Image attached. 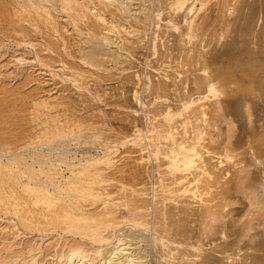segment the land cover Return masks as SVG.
Masks as SVG:
<instances>
[{
    "label": "bare ground",
    "instance_id": "6f19581e",
    "mask_svg": "<svg viewBox=\"0 0 264 264\" xmlns=\"http://www.w3.org/2000/svg\"><path fill=\"white\" fill-rule=\"evenodd\" d=\"M213 10L218 13V19L215 22L214 20L209 22L207 18ZM163 19L166 20V27L178 31L176 38H179L180 45L188 44L187 51L185 50L188 52V63L185 61L187 64L184 65L183 62L184 68L179 70L176 66L178 71L175 70L176 68L174 69L175 79L178 77L177 80L174 77L170 78L173 85H171L173 87V91H171L174 92L176 98L178 97L179 104L173 107L172 104L169 105L170 103L162 102L165 101L164 99L161 101L162 93L167 92V90H163V87L171 88L170 84L165 82L162 86L164 81L160 80L156 82L157 85H154L155 82L150 86L147 84L150 90L157 93L154 96V100H157V102L155 101L157 106L155 105L153 110L154 123L149 122L151 126H147L148 135L146 134L144 137H140V129L134 125V130L137 133L125 140L140 146L142 138L145 139L144 141L148 139L147 146L153 147V149L150 148L151 150L148 149L151 164L156 162L153 167H150L156 166L161 177L160 188L158 187L160 194L156 192L154 194L153 191L152 196L146 198L147 193L143 190L145 186H140L141 188L133 186L130 191H127L128 189L126 190L121 183V186H118L121 190L118 189L117 196L104 198L103 192L97 190L104 189L102 183L111 180L122 182L128 175L133 178L141 175L142 172H145L140 170L144 168L142 163L147 159H144L143 155L139 157L140 162L138 161L134 166H132L134 162L130 166L126 162L127 165L117 167V163L115 166L113 165L110 156L112 152L109 149L97 156L81 155L77 161L76 156L72 157L68 152H64V149H62L63 152H56L58 146H66L67 139L70 136L74 137L80 131L76 130V128H80V123L76 124L79 120L67 117L63 120L60 119L58 111L63 108V102H65H62L60 97L56 99L55 96L48 94L43 98H36V101L32 103L34 106H31L36 112L34 119L40 123L38 133L32 132L33 128L29 127L30 130L32 129L30 132L27 127L29 132L25 131V134L21 129L19 135L18 131L20 130L12 128V125L9 127L17 130L14 135L18 134V139L14 135L15 139L8 136L10 135L9 130L12 131V129L8 128L7 132V125V135L0 132V216L1 213L4 215L0 218V223L3 224L0 225L2 244H0V264H153V262L157 264H264V0H0V49L7 43L15 46L16 50L20 47L25 48L24 51L28 49L29 54H25L26 51H23L16 55L13 53L16 50L12 49L14 55L11 56L15 65L23 67L24 64L31 63L32 65L34 63V65L37 64L48 69L52 76H54L52 70L58 69L65 81L69 79L77 89L84 90V85L81 86L78 83L84 78L83 71H90L98 77L99 73L101 74L102 71L106 73L113 67L117 73L127 69L131 70L132 67L135 68L133 55L140 43L146 45L145 48L154 54L157 50L156 43H158L155 40L159 34L155 29L151 34L149 33L150 36L146 32L151 28L150 25L152 27L155 25L158 29L159 22ZM143 33L144 38H147V40L144 39L145 41H142L139 36L140 34L142 36ZM246 36H248L247 39ZM228 37L230 38V41H227L228 44H236V42L240 44L239 47L237 43L239 49L235 52L236 56L242 48L241 45H246L244 47H247L245 53L248 57L245 56V60H239L242 54L240 53V58L237 57L234 60L231 56H235L231 55L232 59L229 61H232L220 65L218 64L220 62L216 61L214 53L209 50V46L222 43V41L224 43ZM237 38L242 39L237 41ZM195 39L200 44L197 46H201L199 50L192 46L193 41L196 42ZM184 46L186 47V45ZM233 48L231 52L237 49V47ZM255 49L259 50L257 51L259 54L255 52ZM241 51L243 52V50ZM252 51L257 55L252 54ZM24 54H28L27 56L31 54V56L27 58ZM225 59L228 60L227 57ZM185 66H187L186 69ZM188 66H192V68ZM139 71L141 73V70ZM26 72L24 74L27 77L22 78V80L26 78L24 82L31 78L27 79L28 72ZM29 74L31 73L29 72ZM92 74L90 73V75ZM164 77L168 78L170 75L166 74ZM3 93H1L2 96ZM132 96L136 103L138 91L134 90ZM225 97L228 100L227 98L225 100ZM90 101L92 102V100ZM10 102L14 103L12 100ZM232 104L234 107L232 109H239L240 112L246 111L244 114L246 115L244 116L246 126L242 128V130L244 129L243 134H240L243 138L233 137L235 139L232 140V134L226 133V141L219 140L217 144L219 150L215 152L211 143L215 141L214 136L218 138L222 134L219 132L218 127L221 125L217 124V120L221 116L225 117L234 113L229 109ZM68 105H66V109H69ZM159 106L161 109L157 110L156 108ZM227 106L229 107L228 111L224 112ZM87 107L89 106L87 105ZM76 109L74 110L76 111ZM133 111L136 113V109ZM52 112L56 113L52 114ZM141 112L147 113L142 109ZM141 116L144 115L141 114ZM157 116L160 117L157 118ZM6 117L3 116L0 120L2 118V122L7 120ZM15 117L18 118V116ZM133 117L136 118L135 115ZM133 117L132 119L135 120ZM17 118H14L15 121L21 123V118L18 120ZM79 118L83 120L82 117ZM231 118L233 119V117H229L226 122L228 123L227 127L230 125L227 128L228 132L234 122V119ZM23 120L21 125L25 127L28 121L25 122L27 118H23ZM28 120L30 121V119ZM8 122L10 124L12 121ZM221 124L223 123L221 122ZM1 127L3 130L5 125ZM1 129L0 131H2ZM82 129L81 131H84L85 128ZM214 131L215 133L217 131L215 135ZM231 132L233 133L232 129ZM240 135L239 137H241ZM89 136H86L87 139L93 135ZM222 139L224 140V138ZM20 140L23 143H20ZM16 141H20V144L18 145ZM89 142L83 143L88 144ZM54 145L56 147H53ZM26 146L33 150H30L28 154L19 153V149ZM44 148L47 149L46 152L43 151ZM26 149L28 148L26 147ZM152 157L154 160L151 159ZM141 164L143 167L140 166ZM63 167L68 171L67 175L63 173ZM109 168L111 169L108 173L104 172ZM231 177L238 180L235 181V184L240 185V187L237 185L238 189L240 188V193L242 192L248 203L246 205L249 207L245 214L239 216L238 220L233 219L235 222L230 223L241 224L242 228L239 229H242V235L245 236L241 240L246 238L247 244H244L243 240L241 245L238 239V242L234 240L236 243L232 241V248H227L226 246L231 247V245L226 241L224 218L227 216L229 219L228 215L232 213L230 206L234 203L233 201L231 203L229 196L226 195L227 180ZM108 194L105 193L106 196ZM95 203H98L99 207ZM93 204L94 207L91 208ZM256 214L261 215V220L258 222L260 228L257 232V236L262 238L260 241L255 240V234L249 232L254 228L253 220L257 219ZM187 215L197 216L194 219L198 220L196 222L198 223L196 229L199 230L198 238L200 237L199 233L202 234H200V241L202 238L204 239L202 236L206 235L209 236L206 238L212 240L213 237L210 235L216 232L214 227L218 225L217 222L220 223V228L216 227L218 235L215 238L222 243L213 242V247H220L222 250L220 253H223L224 256L216 259V256L210 258L205 254L208 250H202V243L192 240L194 238L190 235L192 236L194 231L190 230V223L189 225L185 224ZM5 217L8 220H4V224L1 221ZM118 217L121 218L118 219L119 221ZM194 219L190 221L187 218L186 222L188 223L187 220H189L193 224ZM196 223L193 225L196 226ZM16 225L21 227L23 232L15 229ZM191 227L194 228L192 225ZM47 231L64 236L54 240V244L51 239L53 249L50 247L51 245L47 246L53 250V253L48 254V261L42 262V260L40 263L37 255L40 254L38 244L42 239L37 244L36 240H33L36 238L33 234L31 237L33 241L27 238L28 241L21 243L23 238L20 239L18 236L23 234L24 237L25 234L33 232L42 235L41 233ZM191 231L193 233H190ZM17 238L20 241L16 240ZM215 238L213 241L216 240ZM227 240L230 241V239ZM248 241L253 244L248 245ZM46 243L48 244V241ZM223 259L225 260L223 261Z\"/></svg>",
    "mask_w": 264,
    "mask_h": 264
},
{
    "label": "rangeland",
    "instance_id": "374dc122",
    "mask_svg": "<svg viewBox=\"0 0 264 264\" xmlns=\"http://www.w3.org/2000/svg\"><path fill=\"white\" fill-rule=\"evenodd\" d=\"M213 3H214V1H212ZM211 2V3H212ZM215 12V13H214ZM213 13V14H212ZM212 13L209 15V17L207 18L208 20H209V22L211 21L212 22V20H214V22L215 21H217V19H218V13L216 12V10H213L212 11ZM211 17V18H210ZM178 19L180 18L179 16L177 17ZM211 19V20H210ZM165 22H166V20L165 19H163V20H161L160 22H159V24L161 25V27H160V25H159V27H158V29H156L157 27L154 25L153 27H152V25H150V27L152 28H150L146 33H147V35L148 36H150V34L152 33V31H155V30H157L156 32H157V34H159L158 35V37L156 38L157 40H155V42H158V43H156L157 45H156V47H157V50H156V52L153 54V53H151V51L148 49V48H145V46L146 45H144L143 43H140V44H138V46H137V48H136V53L134 52V57L133 58H135V59H133L134 61V63H133V66H135V68L134 67H132V69L130 70V69H127L126 71H123V72H119L118 71V73H117V71L116 70H114L113 68L112 69H110V70H108L106 73L104 72V71H102L101 72V74L99 73L98 74V77H97V75L96 74H92V72H90V71H88V72H86V71H83V74H85L83 77L85 78H82V80H80L78 83H80V85L82 86V85H84L83 87V89L84 90H82V89H77L76 87H75V85H73L72 83V81H69V79L67 80L66 79V81L64 80V77H63V75H62V73H60V70L58 71V69H54V70H52V73H53V75L54 76H52L51 75V72L48 70V69H44L43 67H40V66H38L37 64H35L34 65V63H32V65H31V63H27L26 65L24 64L23 65V67H25L26 68V70H24L25 68H23V67H20V66H18V65H15V62L12 60V56L15 54H20L21 52H23L24 51V49L25 48H22V47H20L18 50H16L17 48L15 47V46H12V45H9L8 43V45L6 44V48L5 47H3V48H1L0 49V103H1V105H0V118L1 117H6V118H8L7 120H4L3 122L1 121V120H3V118L0 120V124H2V123H5V122H8L9 120L10 121H12V122H10V124H9V122L8 123H5V124H2L1 126H3V125H5V132H4V129L2 130L1 128H3V127H1L0 129L2 130V131H0L1 132V134H4L5 136L7 135V133H6V125L8 126L7 127V132H8V128L9 129H12V128H18L20 131H18V134H19V132H21V129H22V131H30L31 132V130L29 129V127L30 128H33V130H32V132H35V133H38V131L40 130V123H38V121H36V119H34V116H35V114H36V112H34L35 110H34V107H32V106H34V105H32V103H34L36 100V98H43V97H45V96H47L48 94H50L51 96H55V98L56 99H58V97H60L59 99L63 102V101H65V102H63V108H61V109H59V111H58V113H60L59 115H60V119H64L65 117H67V118H69V119H73V120H79L78 121V123L76 122V124H79V126H80V128H76V130H80L81 131V129L83 128H85L84 129V131H81V133H80V131L77 133V134H75L74 135V137L73 136H70L68 139H67V141H66V146H67V148H66V146H58L57 148L58 149H60L59 151H58V149L56 148V152H63L64 150V152H68V154L69 155H71L72 157L73 156H76L75 157V159H76V161L81 157V155L82 156H84V155H92V156H97V155H101L102 154V152L103 151H105L106 149H109V150H111V154H110V156H111V158H112V162L114 163L113 165L115 166V164L117 165V167L118 166H120V165H127V163H128V166H130L133 162V165L132 166H134V164L135 163H138V161H139V157L140 156H143L144 157V159H147L146 160V162H145V160L143 161V165H144V168H141L140 170H141V172L142 171H145V172H142L141 173V175L139 174V175H137L135 178H133L132 176H129L128 174H126V175H128L127 177H125L123 180H124V182H123V180H122V182L121 181H116V180H111V181H106V182H104V183H102V188L104 187V189H97L98 191L100 190L101 192H103L102 194H103V197L104 198H114L115 196H117L118 195V191L119 190H121V189H119V187L121 186V183L125 186V188H126V190L127 191H130L131 190V188H133V186H134V188H137L138 186H139V188H141L142 186H145V187H143L144 189L143 190H145V192L147 193V196H145L146 198H150L151 196H152V193H153V191H154V194H155V192L158 194L159 192H160V180H161V177H160V174H159V172H158V169L157 168H151V167H153V164H155L154 162H153V164H151L152 163V161L150 160V157H149V150H151L150 148L152 147V146H147V142L146 141H148V139H146V141H144L145 139L144 138H142L143 139V141L141 140L140 141V146L139 145H137V144H131L130 142H126L125 140H126V138L128 139V138H131L135 133H137L134 129H135V127H134V125H136V128H138V129H140V137H144V136H146V134L148 135V132H147V129H148V127L147 126H151V123L153 122L154 123V112H153V110H154V108L157 106L156 105V102H157V100H154V96L157 94L156 92V94L152 91V90H150V88L148 87V86H150V84H154V82H155V84L154 85H157L156 84V82H158L159 80L161 81V82H163L164 81V83H162V86L165 84V82H166V84H170V86L172 85V80L170 79V78H172V77H174V79H175V71H174V69L176 68V66L178 67V70L179 69H182V68H184V65H186L187 63H188V57H187V53L188 52H186L187 50H186V48H187V46H188V44H184V45H186V47L184 46V45H180V43H179V41H178V39L176 38V34H178V31L176 30H172V28L171 27H166L165 26ZM163 25V26H162ZM167 25V24H166ZM155 29V30H154ZM161 29V30H160ZM167 31V32H166ZM159 32V33H158ZM171 33V36H170V33ZM176 32V33H175ZM145 33V34H146ZM150 33V34H149ZM161 33V34H160ZM166 33V34H165ZM168 33V34H167ZM173 34V35H172ZM162 35V36H161ZM140 37H141V39H142V41H145L144 39L146 38H144V33H143V35L141 36V34L139 35ZM166 37V38H165ZM230 37V36H229ZM226 38L227 40L226 41H224V43H223V41H222V43H218V44H210V45H212V46H209V50L212 52V53H214L213 55H214V57H215V59H216V61L217 62H220V63H218V64H222V65H225V64H227V62H230V61H232V60H230L229 61V59H234L235 60V58H237V57H239L240 58V53H242L243 54V56L245 57H248V55H247V53H245L247 50V47L245 48L244 46H246V45H244V46H242L241 45V47L243 48H240L241 50H243V52L240 50V51H238V55L236 56V53L235 52H237V50L239 49L238 48V42H236V44H237V46H236V44H228V42L227 41H230L229 39L230 38ZM247 37L248 36H246L245 38L247 39ZM158 39H159V41H158ZM161 39V40H160ZM241 39L242 38H237V41H241ZM243 39H244V37H243ZM146 40H147V38H146ZM174 40V41H173ZM196 40V39H195ZM164 41V42H163ZM171 41V42H170ZM194 43H192L193 45V48H195V49H197V50H199L200 49V47H198L200 44H198L199 43V41H197L196 40V42L195 41H193ZM198 42V43H197ZM225 42H227L226 43V45H225ZM230 43V42H229ZM225 45V47H224V45ZM141 45V46H140ZM159 45V46H158ZM196 45V46H195ZM198 45V46H197ZM232 46V47H230V46ZM235 45V46H234ZM9 46V47H8ZM144 46V47H143ZM190 46V45H189ZM191 46V47H192ZM228 46H229V48H228ZM166 47H168V48H166ZM179 47V48H178ZM197 47V48H196ZM233 47H237V49H235L234 50V52H231V50L232 49H234ZM239 47H240V44H239ZM171 49V51H169L170 49ZM172 48H174L173 50H172ZM181 48V49H180ZM183 48H185V49H183ZM231 48V49H230ZM12 49H13V51L14 50H16V51H18V52H13L12 51ZM142 49H144V50H142ZM149 51H148V50ZM160 49V50H159ZM168 51H167V50ZM176 49H178V50H176ZM189 49V48H188ZM224 49H226V50H224ZM141 50V51H140ZM162 50V51H161ZM176 50V51H175ZM180 50V51H179ZM186 50V51H185ZM208 50V51H209ZM215 52H214V51ZM219 50V51H218ZM222 52H221V51ZM26 51V52H25ZM24 52H25V54L26 53H28V49H26ZM139 53H138V52ZM159 51V52H158ZM165 51V52H164ZM227 51V52H226ZM257 51H259L258 49H255V52H257ZM14 54H13V53ZM163 52V53H162ZM175 52V53H174ZM220 52V53H219ZM231 52V53H230ZM253 53V51H252V54H254V55H257L256 53ZM2 53V54H1ZM3 53H6V54H3ZM11 53V54H10ZM151 53V54H150ZM157 53V54H156ZM215 53H217V54H215ZM233 53V54H232ZM235 53V54H234ZM244 53H245V55H244ZM258 54H259V52H257ZM24 54V56H26L27 58L28 57H30L31 56V54L29 55V56H27V55H25ZM143 54V55H142ZM147 54H148V56H147ZM184 54V55H183ZM242 54H241V58L239 59V60H245L246 59V57L244 58L243 56H242ZM3 55V56H2ZM12 55V56H11ZM140 55V56H139ZM150 55V56H149ZM174 55V56H173ZM183 55V56H182ZM221 57H219V56ZM224 55H226V56H224ZM231 55H234L235 57H233V56H231ZM146 56V57H145ZM158 56V57H157ZM230 56L232 57V58H230ZM250 56H252V55H250ZM138 57V58H137ZM158 59H157V58ZM161 57V58H160ZM176 57V58H175ZM184 57V58H183ZM216 57H219V58H216ZM225 57H227V59L228 60H224V58ZM244 59H243V58ZM137 59V60H136ZM164 59V60H163ZM174 59V60H173ZM178 59H179V61H178ZM220 59H221V61H220ZM159 60V61H158ZM175 60H176V62H175ZM233 60V61H234ZM142 61V62H141ZM174 61V62H173ZM182 61V62H181ZM185 61H187V63L185 62ZM224 61H225V63H224ZM11 64H9V63ZM150 62V63H149ZM152 62V63H151ZM185 64H184V63ZM13 63V64H12ZM149 63V64H148ZM176 63H177V65H176ZM181 63V64H180ZM126 64V63H125ZM135 64V65H134ZM179 64V65H178ZM184 64V65H183ZM9 65V66H8ZM15 67H14V66ZM31 65V66H30ZM147 65V66H146ZM158 65V66H157ZM164 65V66H163ZM168 65V66H167ZM172 65V66H171ZM180 65H183L182 67L180 66ZM28 66H29V68H28ZM165 66H167V67H165ZM6 67V68H5ZM154 67V68H153ZM179 67H181V68H179ZM186 67L187 66H185V69H186ZM189 68L191 67L192 68V66H188ZM23 68V69H22ZM43 68V69H42ZM157 68V69H156ZM163 68H164V70H163ZM170 69V70H169ZM40 70V71H39ZM43 70V71H42ZM139 70H141V73H140V71ZM176 71H178L177 70V68L175 69ZM184 70V69H183ZM25 71H27L26 73L28 74V78L27 79H29V77H31L28 81L26 80V82H24L25 80L24 79H26V78H24L23 80H22V78L23 77H27L25 74H24V72ZM55 73H54V72ZM56 71H57V73H56ZM132 72L131 74L129 73V72ZM152 71V72H151ZM157 71V72H156ZM180 71H182V70H180ZM29 72L31 73V74H29ZM34 72V73H33ZM46 72V73H45ZM92 74V75H90V73ZM133 72H135V73H133ZM161 72V73H160ZM168 72V73H167ZM19 73V74H18ZM36 73V74H35ZM60 75H59V74ZM86 73H88L87 74V76H86ZM127 73H128V75H127ZM137 73V74H136ZM147 73V74H146ZM153 75H152V74ZM157 73V74H156ZM22 74H24V75H22ZM43 74V75H42ZM57 74V76L55 77V75ZM111 74V75H110ZM170 75V77H168V78H165L164 76L165 75ZM183 74H185V72H183ZM33 75V76H32ZM36 75V76H35ZM41 75H42V77H41ZM61 75H62V77H61ZM110 75V76H109ZM116 75V76H115ZM120 75V76H119ZM140 75V76H139ZM143 75H145V76H143ZM86 76V77H85ZM100 76V77H99ZM136 76V77H135ZM139 76V77H138ZM157 76V77H156ZM159 76V77H158ZM181 76V75H180ZM182 76H184V75H182ZM16 77V78H15ZM20 77V78H19ZM88 77V78H87ZM122 77V78H121ZM130 77V78H129ZM161 77V78H160ZM35 80H34V79ZM39 78V79H38ZM96 78V79H95ZM33 79V80H32ZM84 79V80H83ZM117 79V80H116ZM126 79H127V81H126ZM168 79V80H167ZM178 79V77L175 79V80H177ZM20 80H22V81H20ZM38 80V81H37ZM100 82H99V81ZM136 80V81H135ZM171 80V81H170ZM35 81V82H34ZM85 82V84H84V82ZM98 81V82H97ZM102 81V82H101ZM47 82V83H46ZM83 82V83H82ZM130 82V83H129ZM146 82V83H145ZM4 83V84H3ZM20 85H19V84ZM23 83V84H22ZM41 83V84H40ZM88 83V84H87ZM101 83V84H100ZM121 83V84H120ZM7 84V85H6ZM96 84V85H95ZM100 84V85H99ZM116 84V85H115ZM133 84V85H132ZM147 84H148V86H147ZM4 85V86H3ZM15 85V86H14ZM19 85V86H18ZM25 85V86H24ZM136 85V86H135ZM160 85H161V83H160ZM23 86V87H22ZM35 86H37L36 88H35ZM88 86V87H87ZM90 86V87H89ZM93 86V87H92ZM126 86V87H125ZM173 86V85H172ZM171 86V88L170 87H168V89L167 88H164L163 87V90H167V92H163L162 93V98H161V101H162V99H164L165 101H162V102H166V103H170L169 105H171V106H173V107H175L176 106V104H179L178 103V101H177V98H176V96H175V94H173L174 92H172L173 90V87ZM180 86V85H179ZM3 87V88H2ZM15 87H16V89H15ZM20 87H21V89H20ZM40 87V88H39ZM110 89H109V88ZM121 87V88H120ZM131 87H133V88H131ZM10 88V89H9ZM13 90H12V89ZM119 88V89H118ZM146 88V89H145ZM149 88V89H148ZM7 89V90H6ZM19 89V90H18ZM98 89H100V90H98ZM105 89H106V91H105ZM118 89V90H117ZM123 89V90H122ZM169 89H170V91H169ZM103 90V91H102ZM115 90V91H114ZM134 90H137L138 91V101L140 102H138V101H136V103H135V100H133V96H132V94H133V91ZM172 90V91H171ZM3 91H4V93H3ZM7 91V92H6ZM25 91H27V92H25ZM33 91H34V93H33ZM39 91V92H38ZM86 91H88V92H86ZM112 93H111V92ZM132 91V92H131ZM152 91V92H151ZM176 91H178V90H176ZM179 91H180V89H179ZM178 91V92H179ZM20 92V93H19ZM81 92V93H80ZM94 92H95V94H94ZM97 92V93H96ZM1 93H3V96H2V94ZM25 93V94H24ZM27 93V94H26ZM31 93V94H30ZM37 93V94H36ZM85 93V94H84ZM89 93V94H88ZM93 93V94H92ZM103 93V94H102ZM4 94H5V96H4ZM20 94H22V95H20ZM34 94V95H33ZM37 95V97H36V95ZM40 94V95H39ZM54 94V95H53ZM63 94V95H62ZM73 94V95H72ZM82 94V95H81ZM87 94V95H86ZM113 94V95H112ZM119 94V95H118ZM128 94H130V95H128ZM146 94V95H145ZM11 95V96H10ZM89 95H90V97H89ZM95 95V96H94ZM168 95V96H167ZM173 95V96H172ZM13 96V97H12ZM27 96V97H26ZM71 96H72V98H71ZM76 96V97H75ZM88 96V97H87ZM92 96H93V98H92ZM107 96V97H106ZM118 96H119V98H118ZM6 97H7V99H6ZM8 97H10V98H8ZM18 99H16V98ZM25 97V98H24ZM30 99H29V98ZM32 97V98H31ZM35 97V98H34ZM84 97V98H83ZM86 97V98H85ZM128 97V98H127ZM132 97V98H131ZM20 98V99H19ZM26 99V100H23V99ZM87 98H88V100H87ZM170 98V99H169ZM226 98L227 97H225V100H226ZM2 99V100H1ZM75 99V100H74ZM81 99H83V100H81ZM92 100V102L90 101V100ZM106 99H107V101H106ZM229 99H231V98H229ZM7 100V101H6ZM9 100V101H8ZM12 100V102H14L13 104L10 102ZM17 100V101H16ZM72 100V101H71ZM116 100V101H115ZM120 100V101H119ZM132 100V101H131ZM169 100V101H168ZM227 100H228V98H227ZM2 101V102H1ZM75 101V102H74ZM76 101H78V102H76ZM85 101V102H84ZM156 101V102H155ZM20 102V103H19ZM112 102V103H111ZM117 102V103H116ZM125 102V103H124ZM149 102V103H148ZM158 102H159V100H158ZM227 102V101H226ZM7 103V104H6ZM86 103V104H85ZM109 103H110V105H109ZM119 103V104H118ZM133 103V104H132ZM151 103V104H150ZM67 104H69L68 106V108L69 109H66L67 108ZM92 104V105H91ZM136 104V105H135ZM140 104V105H139ZM143 104V105H142ZM4 105V106H3ZM7 105V106H6ZM11 105V106H10ZM32 105V106H31ZM81 105H83V106H81ZM86 105V106H85ZM87 105L90 107H87ZM125 105V106H124ZM133 105V106H132ZM136 107H135V106ZM138 105V106H137ZM156 105V106H155ZM21 106V107H20ZM27 106V107H26ZM29 106H30V108H29ZM72 106V107H71ZM128 106V107H127ZM25 107V108H24ZM77 109H76V108ZM131 107V108H130ZM135 107V108H134ZM142 107V108H141ZM232 107H233V104H232V106H231V108H229L228 106L226 107V109L224 110V112H227L228 111V108L229 109H231L230 111L231 112H234V113H231V114H228V115H226L225 117H227V118H225L224 116H221L218 120H217V124H219V126L220 127H218V129H220L219 130V132L220 133H222L221 134V137H220V135L218 136V138H217V136L215 137L214 136V140L215 141H213L211 144H212V146H214V149H213V151H215V152H217L218 150H219V148L217 147V144L219 143V140L220 141H226V139H227V137H226V135L227 134H232V140H234L235 138H237L238 137V139L239 138H243L242 137V135H240V134H243V131H244V129L242 130V128H245V126H246V118L244 117V116H246V115H244V114H246V111H244V110H242V112H240L239 111V109H232ZM17 108V109H16ZM70 108H72V110H70ZM87 110H86V109ZM89 108V109H88ZM234 108V107H233ZM8 109V110H7ZM74 109H76V111L74 110ZM78 109H79V112H78ZM111 109V110H110ZM134 109H136V113H134ZM138 109V110H137ZM141 109H142V111L144 112H147V113H142L141 112ZM145 109V110H144ZM146 109H147V111H146ZM157 110H159V109H161V107L159 106L158 108H156ZM10 110V111H9ZM156 110V111H157ZM20 111H21V113H20ZM25 111V112H24ZM29 111V112H28ZM73 111V112H72ZM83 111V112H82ZM92 111V112H91ZM4 112V113H3ZM9 114H8V113ZM13 112V113H12ZM16 112V113H15ZM34 112V113H33ZM62 112V113H61ZM68 112H71V113H68ZM91 112V113H90ZM108 112V113H107ZM117 112V113H116ZM123 112V113H122ZM7 113V114H6ZM20 113V114H19ZM56 112H52V114H55ZM105 113V114H104ZM111 113V114H110ZM236 113V114H235ZM242 113V114H241ZM12 114V115H11ZM17 114V115H16ZM29 115L28 117H27V115ZM63 114V115H62ZM92 114V115H91ZM97 114H98V116H97ZM141 114L142 115H144V116H141ZM10 115V116H9ZM83 115V116H82ZM136 116V118L135 117H133V116ZM150 115V116H149ZM233 115V116H232ZM243 115V116H242ZM14 117V118H17V117H15V116H18V118H17V120L18 119H20L21 118V123L24 121L23 120V118L24 119H26L27 118V120L25 121V122H27L28 121V123L26 124L25 122V124L27 125V126H23V125H21V123L20 122H18V121H15V119L14 118H12V117ZM23 116V117H22ZM32 116V117H31ZM90 116H92V117H90ZM112 116H114V117H112ZM220 116V115H219ZM218 116V117H219ZM26 117V118H25ZM79 117H82L83 118V120L81 119V118H79ZM104 117V118H103ZM121 119H120V118ZM132 117L133 118H135V120L134 119H132ZM160 116H157V118H159ZM217 117V118H218ZM224 117V118H223ZM229 117H233V126H232V131H233V133L231 132V129L229 130V132H228V127L230 126H228L227 127V124L228 123H226L227 122V120L229 119ZM5 118V119H6ZM93 118V119H92ZM108 118V119H107ZM123 118V119H122ZM144 118V119H143ZM150 118H152V119H150ZM28 119H30V121L28 120ZM33 119V120H32ZM85 119V120H84ZM89 121H88V120ZM99 119V120H98ZM139 119V120H138ZM141 119H143V120H141ZM221 119V120H220ZM226 119V120H225ZM239 119V120H238ZM23 120V121H22ZM31 120H32V122H31ZM83 121L82 123H81V121ZM109 120V121H108ZM122 120V121H121ZM133 120V121H132ZM213 120V119H212ZM211 120V121H212ZM86 121H88V122H86ZM121 121V122H120ZM132 121V122H131ZM142 121V122H141ZM152 121V122H151ZM225 121V122H224ZM17 122V123H16ZM38 123V124H36V123ZM84 122H86L85 123V125H84ZM97 122H98V124H97ZM137 122V123H136ZM139 122V123H138ZM149 122H151V123H149ZM221 122L224 124L225 123V125H223V124H221ZM229 122V121H228ZM244 122V123H243ZM18 123H20L19 125H21V126H19L18 125ZM23 123V124H24ZM88 123V124H87ZM141 123V124H140ZM152 123V124H153ZM243 123V124H242ZM13 124H15V125H13ZM143 124V125H142ZM245 124V125H244ZM13 127H12V126ZM16 125H17V127H16ZM30 125V126H29ZM83 125V126H82ZM97 125V126H96ZM100 125V126H99ZM103 125H105V126H103ZM106 125H108V126H106ZM133 125V126H132ZM244 125V126H243ZM9 126H11V127H9ZM24 128H23V127ZM34 126V127H33ZM86 126V127H85ZM90 126H92V127H90ZM103 126V127H102ZM131 126V127H130ZM138 126V127H137ZM21 127V128H20ZM28 127V128H27ZM89 127V128H88ZM145 127V128H144ZM147 127V128H146ZM28 130H27V129ZM87 128V129H86ZM91 128V129H90ZM93 128V129H92ZM105 128V129H104ZM108 128V129H107ZM129 128V129H128ZM235 128V129H234ZM82 129V130H83ZM143 129H145V130H143ZM14 130V131H13ZM38 130V131H37ZM87 130V132L85 133V131ZM91 130V131H90ZM227 131V132H223V131ZM10 132H9V134L10 135H8V136H10L11 138H14L15 139V137H17V139H18V136L21 134H17V136H15L14 134H16L17 133V130H15V129H12V131L11 130H9ZM16 131V132H15ZM28 131V132H29ZM99 131V132H98ZM104 131V132H103ZM3 132V133H2ZM27 132V133H28ZM108 132V133H107ZM132 132V133H131ZM6 133V134H5ZM85 133V134H84ZM92 133V134H91ZM216 133H217V131H216ZM215 133V131H214V135L216 134ZM227 133V134H226ZM25 134H26V132H25ZM78 134H81L80 136L78 135ZM84 134V135H83ZM144 134V135H143ZM15 137H14V136ZM88 137L89 135L91 136V135H93V136H91V138H89V139H91V140H89V139H87V137ZM224 135H225V137H224ZM234 135V136H233ZM239 135L241 136V137H239ZM85 136V138H86V140H85V138H83ZM89 136V137H90ZM108 136V137H107ZM75 137H77V138H75ZM106 137H107V140H106ZM233 137H235V138H233ZM217 138V139H216ZM222 138H224V140L222 139ZM94 139V140H93ZM222 139V140H221ZM73 140V141H72ZM81 144H79L77 141ZM93 140V141H92ZM106 140V141H105ZM217 140H218V142H217ZM21 141V140H20ZM20 141H16V142H18V145L20 144V143H23L22 141L20 142ZM69 141V142H68ZM71 141V142H70ZM90 141V142H89ZM92 141V142H91ZM95 141V142H94ZM124 141V142H123ZM20 142V143H19ZM73 142V143H72ZM82 142V143H81ZM83 142H85V143H87V142H89L88 144H85V143H83ZM105 142V143H104ZM109 142V144H107V143ZM144 142H145V144H146V146H144L143 147V145H145L144 144ZM95 143V144H94ZM77 144H78V146H77ZM93 146H92V145ZM107 144V145H106ZM73 145V146H72ZM70 146V147H69ZM132 146V147H131ZM5 147V146H4ZM19 147V146H18ZM26 147L28 148V149H26ZM25 148H20L18 151H19V153L20 152H22V154H28L29 152H30V150H33V149H29V147L28 146H26ZM53 147H56V145H54ZM112 147V148H111ZM148 147V148H147ZM0 149H1V147H0ZM62 149H64V150H62ZM73 149V150H72ZM132 149V150H131ZM149 149V150H148ZM152 149H153V147H152ZM26 150V151H25ZM46 148H44L43 149V151L44 152H46ZM68 150V151H67ZM139 150V151H138ZM69 151H70V153H69ZM138 151V152H137ZM146 151V152H145ZM26 152V153H25ZM87 152V153H86ZM141 154H140V153ZM148 152V153H147ZM98 153V154H97ZM130 153V154H129ZM135 153V154H134ZM138 153V154H137ZM146 153V154H145ZM4 154H6L5 152H4ZM129 156V157H128ZM133 156V157H132ZM147 156V157H146ZM121 159V160H120ZM151 159H153L154 160V158L152 157ZM119 160V161H118ZM127 162V163H126ZM140 162V161H139ZM145 163H146V165H145ZM140 165V166H142L143 167V165ZM104 166V165H103ZM131 166V167H132ZM147 168H146V167ZM151 166V167H150ZM63 169V173L65 174V175H67V173H68V171L65 169V167H63L62 168ZM110 169L111 168H109V169H106L104 172H106V173H108V171H110ZM145 169V170H144ZM157 169V170H156ZM149 170V171H148ZM146 173V174H145ZM150 175H149V174ZM153 174V175H152ZM125 175V176H126ZM136 175V174H135ZM146 175V176H145ZM158 176V178H157V176ZM139 177V178H138ZM145 179H144V178ZM148 177V178H147ZM142 178V179H141ZM155 178V179H154ZM160 178V179H159ZM233 177H231V178H229L228 180H227V185H226V188H227V193H226V195L227 196H229V199L231 200V203H232V201L234 202L231 206H230V208L232 209V213H231V215H232V217H231V215H228L229 216V219H228V217L226 216L224 219V222H225V228H226V234H227V239H230V241L229 240H227L226 239V241H228L227 243L228 244H230L231 245V247L229 246H226L227 248H232V244H233V242L234 243H236L235 241H237L238 242V239L240 240L239 242L241 243V245L243 244V240H244V244H247V242H246V238H243V240H241L242 239V237H245L244 235H242L243 233V231H242V229H239V228H242V227H240L241 226V224H239L238 222H236L235 224H236V226H235V224L233 225V223H230V222H233L234 220H238V218H240L239 216H242L243 214H245L246 213V210L248 209V207L249 206H247L246 205V203H247V201H246V199L244 198V196L242 195V192L240 193V188L238 189V186L240 187V185L237 183V184H235L238 180H236V179H234L233 178V180H231ZM141 179V180H140ZM150 179V180H149ZM152 179H154V180H152ZM136 180V182H134ZM156 180H157V183H155L156 182ZM113 181H114V183H113ZM147 181V182H146ZM236 181V182H235ZM110 182H112V183H110ZM116 182V183H115ZM106 183V184H105ZM131 183H132V185H131ZM143 183V184H142ZM136 186H135V185ZM149 184V185H148ZM153 184V185H152ZM235 186H234V185ZM155 185H156V187H155ZM238 185V186H237ZM110 186V187H109ZM112 186V187H111ZM119 186V187H118ZM131 186V187H130ZM141 186V187H140ZM147 186H149V187H147ZM237 186V187H236ZM128 187V188H127ZM147 187V188H146ZM159 187V188H158ZM112 188V189H111ZM119 189V190H118ZM147 189V190H146ZM238 189V190H237ZM124 191H125V189H124ZM127 191H125V192H127ZM109 193L110 194V196H109V194L106 196L105 195V193ZM160 194V193H159ZM243 196V197H242ZM86 203L89 205V202L88 201H86ZM85 203V205L87 206V204ZM99 203V202H98ZM98 203L96 204V206H98ZM248 204V203H247ZM90 206V205H89ZM92 206L94 207V204L93 205H91V208H92ZM247 206V207H246ZM99 207V206H98ZM87 208H89L90 209V207H87ZM94 209V208H93ZM98 209V208H97ZM4 215L1 213V216H0V218H2ZM191 217H193V216H190V215H187L186 216V219L188 218V219H190V221L192 220V219H194V218H197V216H194L193 218H191ZM255 217H257V219L255 220H253V224H254V228L251 230V231H249V232H251V234H255V236H254V238H255V240H259L260 241V239H262L261 237H259V236H257V232H258V229L260 228V226L258 225V222L261 220V215H257L256 214V216ZM227 218V219H226ZM232 220H231V219ZM120 220L121 218H117V220ZM186 219H185V224L187 225H189V223H190V230H193L194 231V233H193V231H191L190 233H193L192 234V236L190 235V237H193L194 239H192L193 241L195 240H197V242H200V243H202V246H201V248H202V250H208V251H204L205 252V254H207V256L208 257H210V258H214L215 256V259L218 257H222V255L224 256V254L223 253H220L222 250L220 249V247H213V244L214 243H216V242H218V243H222V241H220L219 239H217V238H215V237H217V229H219L220 228V223L219 222H217L218 223V225L217 226H215L214 228H215V230H216V232H214V233H216V234H209L210 235V237H213V239L215 238L216 240H214L213 241V239L211 240V238H209L208 239V235H206V234H203V235H206V236H208L207 238H206V236H202V237H204V239L202 238V242L200 241V237H201V233H199V238H198V236H197V234H198V232H199V230L198 229H196V228H198L197 227V225H198V223H196L198 220L197 219H194L195 221V223H196V226L195 225H193V224H195L193 221H192V223L193 224H191V222L189 221V220H187L188 221V223L186 222ZM234 219V220H233ZM6 221V220H8V219H6V217L5 218H3V220L1 221L2 223H4L3 221ZM118 220V221H119ZM235 222V221H234ZM216 223V224H217ZM229 223V224H228ZM5 224V223H4ZM0 225L2 226L3 224H1L0 223ZM6 225H8V224H6ZM191 225L192 226H194V228H192L191 227ZM232 227H231V226ZM1 226H0V228H1ZM188 226V227H189ZM216 227H217V229H216ZM8 228V227H7ZM214 228H213V231H215L214 230ZM235 228V229H234ZM237 228V229H236ZM15 229H19L20 230V232H23V230H22V228L21 227H18L17 225L15 226ZM195 229H196V231H195ZM231 229V230H230ZM6 230V229H5ZM198 230V231H197ZM232 230H233V232H232ZM235 230H237L238 231V233H237V231H235ZM239 230H241V231H239ZM235 231V232H234ZM19 231H18V233H20ZM27 234H29V236H27ZM27 234H25L26 236H24L23 237V234H21L20 236H18V238H23V240H21L22 242L21 243H25L26 241H28V239H30L31 240V237H32V235L34 234V237H36V238H32L34 241L36 240V242H37V244L39 243V241H41L40 239H42V241L40 242V244H38V246H40V250H39V253L40 254H38L37 255V258L39 259V262L40 261H42V262H45V261H48L47 259H49V258H47L49 255L48 254H52L53 253V248H52V244H54L53 243V241L54 240H56L58 237H61V236H64V235H58V234H56V233H51V232H49V231H47L46 233H41L42 235H39L38 233H35V232H33V233H27ZM31 234V235H30ZM53 234H55V235H53ZM201 234V235H200ZM57 235V236H56ZM194 235V236H193ZM41 236V237H40ZM55 236V237H54ZM195 236H197V237H195ZM240 236V237H239ZM65 237H67L66 235H65ZM235 237V238H234ZM257 237V238H256ZM16 239V240H18V241H20V239ZM28 238V239H27ZM50 238V239H49ZM71 238V237H70ZM70 238H68V239H70ZM195 238H198L199 239V241H198V239H195ZM206 238V239H205ZM237 238V239H236ZM39 239V240H38ZM51 239H52V244H51ZM208 239V240H207ZM232 239V240H231ZM33 240H31V241H33ZM38 240V241H37ZM45 240V241H44ZM204 240V241H203ZM235 240V241H234ZM48 241V244L46 243ZM210 241V242H209ZM233 241V242H232ZM55 242V241H54ZM212 242V243H211ZM214 242V243H213ZM46 243V244H45ZM0 244H1V239H0ZM43 244V245H42ZM251 244H253V242H249L248 241V245H251ZM2 245V244H1ZM1 245H0V247H1ZM43 247H42V246ZM50 246V247H48V246ZM216 245V244H215ZM221 245V244H220ZM213 247V248H212ZM223 247H225V246H223ZM44 248V249H43ZM48 248V249H47ZM213 249V250H211V249ZM217 249V250H215V249ZM47 250V251H46ZM50 250V251H49ZM51 250H52V252H51ZM220 250V251H219ZM214 253H213V252ZM210 253V254H209ZM46 254H47V256H46ZM219 254H221V255H219ZM41 256V257H40ZM50 258H51V256H50ZM225 259H223V261H224ZM41 263V262H40ZM153 264H157L156 262H153Z\"/></svg>",
    "mask_w": 264,
    "mask_h": 264
}]
</instances>
